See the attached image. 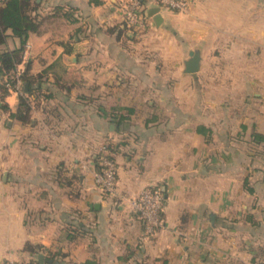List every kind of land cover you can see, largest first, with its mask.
<instances>
[{"label":"crops","instance_id":"obj_1","mask_svg":"<svg viewBox=\"0 0 264 264\" xmlns=\"http://www.w3.org/2000/svg\"><path fill=\"white\" fill-rule=\"evenodd\" d=\"M29 1L28 113L13 92L0 109V264H264V0H186L140 37L118 0ZM7 36L0 53L21 48ZM104 148L120 204L95 183ZM149 189L164 225L141 240L126 202Z\"/></svg>","mask_w":264,"mask_h":264},{"label":"built area","instance_id":"obj_2","mask_svg":"<svg viewBox=\"0 0 264 264\" xmlns=\"http://www.w3.org/2000/svg\"><path fill=\"white\" fill-rule=\"evenodd\" d=\"M120 10L123 15V23L133 35L144 34L149 25V19L146 12L150 7L157 6L169 8L175 11H186V0H118ZM18 69V68H17ZM22 72L16 71L12 78L13 85L8 84L10 92L24 98V84L21 80ZM107 149H103L100 156V169L95 174V183L105 196V198H117V203H122L126 199L120 198L118 193V169L115 160H113ZM131 210L144 223V236L141 240H148L157 234L164 225L163 211L165 197L160 189H149L143 191L139 196L128 200ZM4 264H17L7 262Z\"/></svg>","mask_w":264,"mask_h":264},{"label":"trees","instance_id":"obj_3","mask_svg":"<svg viewBox=\"0 0 264 264\" xmlns=\"http://www.w3.org/2000/svg\"><path fill=\"white\" fill-rule=\"evenodd\" d=\"M5 4L4 7H0V46L6 43L8 38L7 32L11 31L15 37L21 40V48L12 52L0 53V109H6V106H4L3 103L5 98L10 94L7 85L14 84L12 83V78L14 77L18 66L23 61L22 56L28 34L37 29L33 19L28 15L31 10V3L29 0H7ZM124 30H128L126 26H124ZM21 80L23 84L26 83L31 86L30 78H28L26 73L22 74ZM20 101L21 108L24 109V111L19 112L21 113V117L22 115H26L25 113H28L29 106L24 98H21ZM254 141L258 144L264 143V135L255 134ZM111 158L114 160L113 157ZM98 161L100 169V157Z\"/></svg>","mask_w":264,"mask_h":264},{"label":"water","instance_id":"obj_4","mask_svg":"<svg viewBox=\"0 0 264 264\" xmlns=\"http://www.w3.org/2000/svg\"><path fill=\"white\" fill-rule=\"evenodd\" d=\"M161 9H162L161 7L153 6L147 10L146 16L148 18L155 17V21L157 22V24H159L161 22V18L158 15V13ZM148 11L151 12L150 15H148ZM200 61H201V57H200L199 53L198 52L192 53L190 59L188 61H186V63H185V72L187 74L197 73L200 69ZM26 89H27V87H26ZM214 219H215L214 216L211 217L212 222L214 221ZM37 259H38V262L40 264H44V262H45L44 255L41 254V255L37 256Z\"/></svg>","mask_w":264,"mask_h":264},{"label":"rangeland","instance_id":"obj_5","mask_svg":"<svg viewBox=\"0 0 264 264\" xmlns=\"http://www.w3.org/2000/svg\"><path fill=\"white\" fill-rule=\"evenodd\" d=\"M148 19H149V18H148ZM127 31H128V30H127ZM128 32H129V31H128ZM142 35H143V34H142ZM142 35H137V34H136V36H139V37L142 36Z\"/></svg>","mask_w":264,"mask_h":264}]
</instances>
